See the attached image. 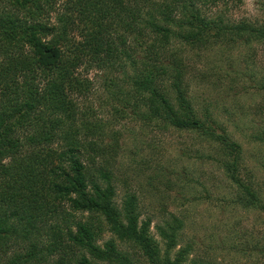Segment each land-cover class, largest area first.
Instances as JSON below:
<instances>
[{
    "label": "trees",
    "instance_id": "1",
    "mask_svg": "<svg viewBox=\"0 0 264 264\" xmlns=\"http://www.w3.org/2000/svg\"><path fill=\"white\" fill-rule=\"evenodd\" d=\"M228 1L0 0V264H210L180 245L181 217L156 223V238L134 192L116 203L117 131L84 103L91 71L114 88L118 119L192 134L229 202L264 217L240 142L189 95L184 51L264 44V17L211 10ZM249 139L264 151V127Z\"/></svg>",
    "mask_w": 264,
    "mask_h": 264
},
{
    "label": "rangeland",
    "instance_id": "2",
    "mask_svg": "<svg viewBox=\"0 0 264 264\" xmlns=\"http://www.w3.org/2000/svg\"><path fill=\"white\" fill-rule=\"evenodd\" d=\"M215 9L232 20L261 22L264 0H229ZM227 50L214 46L198 54L184 51L189 95L198 110L208 108L223 120L241 144L245 168L263 184L264 151L249 138L264 127V44ZM233 58L230 67L227 61ZM88 76L92 88L84 103L92 106L107 133L117 131L119 149L111 164L116 203L126 190L134 192L139 220L150 219L149 230L156 238V223L170 214L181 217L180 245L189 243L192 255L210 264H264L256 252L264 248V217L229 202L227 179L204 155L196 156L195 149L201 155L206 151L192 134L127 116L118 119L110 102L114 88H104L102 72ZM108 236L104 233L102 240Z\"/></svg>",
    "mask_w": 264,
    "mask_h": 264
}]
</instances>
